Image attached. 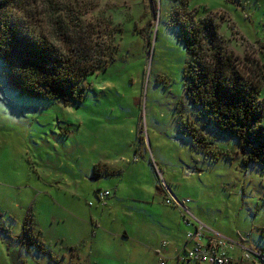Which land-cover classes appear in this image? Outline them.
Listing matches in <instances>:
<instances>
[{"label":"rangeland","instance_id":"1","mask_svg":"<svg viewBox=\"0 0 264 264\" xmlns=\"http://www.w3.org/2000/svg\"><path fill=\"white\" fill-rule=\"evenodd\" d=\"M186 1L196 18L214 15L224 46L249 71L262 67L264 101V0H221L215 11ZM71 2L88 7L85 22L105 18L98 27L113 32L114 60L84 78L90 89L79 103L25 101L0 81V264H51L48 253L21 248L26 216L64 264H175L199 222L247 250L264 245V172L243 163L237 140L198 117L184 94L187 54L171 25L179 1ZM187 118L208 147L187 135ZM97 189L110 194L98 200Z\"/></svg>","mask_w":264,"mask_h":264},{"label":"trees","instance_id":"2","mask_svg":"<svg viewBox=\"0 0 264 264\" xmlns=\"http://www.w3.org/2000/svg\"><path fill=\"white\" fill-rule=\"evenodd\" d=\"M177 1L183 8L174 11L171 25L177 27V42L187 54L181 75L188 102L198 108L196 115L210 122L217 132L230 134L237 140L240 151L245 153L243 163L257 164L264 172V101L259 97L262 67L257 64L249 71L247 57H244L246 64L242 63L226 49L213 14L196 18L194 12L184 7L186 0ZM87 10L86 5L72 4L71 0H0L3 88L33 103L56 98L64 103L81 102L85 91L90 89L84 78L105 67L110 58L114 60L115 52L113 32L112 37L102 35L98 27L105 18L95 24L85 22ZM109 22L108 19V25ZM45 33L60 41L62 51L51 47ZM146 36L147 46H151L150 33ZM149 53L147 47L146 54ZM181 126L195 146H209L204 134L188 118L181 120ZM99 175L93 164L92 177ZM106 191L105 198L110 194ZM99 192L95 190L96 197ZM33 220L26 216L22 222L18 236L21 248L28 251L29 246H34L38 253H48L51 264H64L34 234ZM259 236L264 238L262 233ZM186 245L185 240L183 253ZM236 250L241 252L237 247Z\"/></svg>","mask_w":264,"mask_h":264},{"label":"built area","instance_id":"3","mask_svg":"<svg viewBox=\"0 0 264 264\" xmlns=\"http://www.w3.org/2000/svg\"><path fill=\"white\" fill-rule=\"evenodd\" d=\"M264 184V179H263ZM107 191H100L97 194L99 200L103 201L107 195ZM188 200H184L179 204L183 205ZM170 202V201H169ZM176 203V202H175ZM186 244H190L189 248L182 250L174 256L175 264H180L184 261L193 259L198 263L208 264H242L249 262L251 264H264V247L255 249V251L247 250L242 247L241 258L236 260L231 253L237 247L236 242L231 239L214 236L204 240L203 238V225L198 224L194 232L186 234ZM158 264H166L164 259H161Z\"/></svg>","mask_w":264,"mask_h":264},{"label":"crops","instance_id":"4","mask_svg":"<svg viewBox=\"0 0 264 264\" xmlns=\"http://www.w3.org/2000/svg\"><path fill=\"white\" fill-rule=\"evenodd\" d=\"M198 224H200V225H203L204 227H205V233H204V235H203V238H204V240H206V239H208L209 237H214V236H221L222 237V235L221 234H223L221 231H219V230H217L216 228H214V227H208L207 226V224H204V223H202V222H199ZM196 228V227H195ZM194 228V229H195ZM125 232H124V236H125ZM185 240H186V237H185ZM184 240V241H185ZM243 240H241L240 239V242H236V244H237V249L240 247V251H241V248H242V246H244V245H242V242ZM167 240L166 239H164L163 241H162V243H161V245H160V248H161V250H163V252L165 251V253H169L168 252V250L166 249V245H167ZM185 243V242H184ZM264 245H262V246H259V247H257L256 249H258V248H261V247H263ZM179 250L180 249H178V250H176L175 252H174V254H173V257L174 256H176L177 254H179ZM157 253H159V252H157ZM240 253L241 252H238L237 250H236V248H235V250L231 253V255L233 256V258L234 259H236V260H240ZM197 264H201V263H197ZM242 264H251V263H249V262H244V263H242Z\"/></svg>","mask_w":264,"mask_h":264},{"label":"clouds","instance_id":"5","mask_svg":"<svg viewBox=\"0 0 264 264\" xmlns=\"http://www.w3.org/2000/svg\"><path fill=\"white\" fill-rule=\"evenodd\" d=\"M199 3L205 5L212 11L218 10L221 7V0H199ZM45 36L53 49H59L62 51L60 41L55 36H49L47 33H45Z\"/></svg>","mask_w":264,"mask_h":264},{"label":"water","instance_id":"6","mask_svg":"<svg viewBox=\"0 0 264 264\" xmlns=\"http://www.w3.org/2000/svg\"><path fill=\"white\" fill-rule=\"evenodd\" d=\"M99 178V177H98Z\"/></svg>","mask_w":264,"mask_h":264}]
</instances>
